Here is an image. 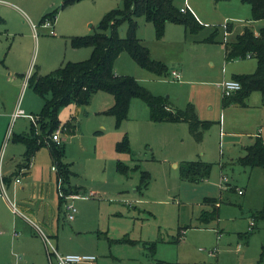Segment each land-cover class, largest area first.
<instances>
[{
    "label": "rangeland",
    "instance_id": "rangeland-1",
    "mask_svg": "<svg viewBox=\"0 0 264 264\" xmlns=\"http://www.w3.org/2000/svg\"><path fill=\"white\" fill-rule=\"evenodd\" d=\"M175 2L179 4L180 0ZM121 6L122 0H78L63 7L61 28L54 27V35L59 36V61L89 57L91 51L86 56L80 51L88 47L73 49L69 37L97 31L103 14ZM87 18L93 19L92 26L87 24ZM5 21L4 27L0 25V97L11 116L4 124L0 177L5 160L11 155L20 157L23 152V144L13 142L11 135L29 127L30 120L26 117L12 120L17 104L27 113L38 114L41 108L40 96L20 82L27 73L50 71L59 63L47 69L50 62L47 51L52 53L56 42L49 39L52 35L45 23V27L37 29V37L24 38L19 35L26 30L23 23L12 16ZM136 21V35L150 56L169 69L176 66L180 77H174L171 71L149 72L137 65L125 50L115 59L117 73L132 75L151 94L168 96L179 107L193 103L199 116L211 121L210 127L204 132L203 140L197 142L184 122L151 120L146 104L139 97L130 99L127 116L118 122L107 113L112 99L102 90L96 91L86 104L62 106L57 115L61 123L70 115L79 121L74 133L61 134L65 159L72 161L74 171L70 183L82 184L87 191H93L92 195L66 202H73L75 214L96 213L100 221L96 229L95 224L71 229V220L65 217L63 208L59 211V239L64 247L77 242L81 250H88L91 241L92 251L97 254L94 264H157L158 260L176 264H256L264 239V221H253L251 230L249 225L251 212L259 209L264 200V167L244 166L237 158L241 146L250 143L257 132L264 139V103L254 99L259 97L258 91H251L246 98L249 106L235 103L224 106L219 87L222 80L234 74L253 72L256 60L225 59L221 42L202 41L211 29L209 23L196 33L185 31L181 25H171L169 31L164 27L159 40L152 22L142 16ZM127 29V21H122L117 28L119 36L125 37ZM234 37L232 31H225L222 39ZM123 138H127L130 152L117 153L115 143ZM40 147L48 150L47 146ZM117 157L131 168L128 177L115 173ZM195 158L211 163L208 175L198 182L183 180L177 164ZM22 163L23 160L18 169H22ZM141 170L148 172L149 180L146 187L138 189ZM223 172L228 175L229 187L228 183H221ZM235 185L242 187L244 193H237ZM55 191L57 194V188L54 195L51 192V200L55 199ZM204 196H213L219 203L217 218L207 222L200 220L201 211L208 206L210 210L215 202H203ZM44 209L53 212L52 206L46 205ZM20 214L11 188L0 184V264H4V219ZM48 238L55 245L54 238L50 235ZM151 242H155L154 249ZM59 251L66 252L61 248Z\"/></svg>",
    "mask_w": 264,
    "mask_h": 264
},
{
    "label": "trees",
    "instance_id": "trees-1",
    "mask_svg": "<svg viewBox=\"0 0 264 264\" xmlns=\"http://www.w3.org/2000/svg\"><path fill=\"white\" fill-rule=\"evenodd\" d=\"M78 0H61L53 9L43 14L40 21L50 19L54 21L59 9ZM220 1V0H214ZM247 2L251 9L253 20L264 19V0H241ZM142 16L145 20L152 22L155 36L160 39L164 33L167 22L183 25L186 31L196 33L203 28L191 10L181 11L173 0H122V6L111 8L101 17L98 30L86 35H72L69 37L72 47L90 46L89 57L81 60L60 63L54 69L44 74L37 72L27 76V85L37 93L43 100L37 120V129L30 123L28 131L24 133H13L12 140L24 144L23 163L20 168H28L34 152L40 146H47L51 156L52 164L57 173L65 193L78 191L77 188H66L69 184V176L72 171L67 162L63 160L64 144H57L50 137L53 130L60 124L63 132L71 133L75 129V119L70 117L61 123L58 119V110L65 105L86 104L92 94L98 90L110 93L113 103L106 110L115 116L119 122L124 119L129 110V101L132 97L141 98L147 106L149 118L153 121H184L187 123L190 135L197 141H201L204 132L210 127L211 121L198 116L193 103L188 102L184 107L171 106L168 97H159L151 94L140 85L130 74H116L114 61L118 54L125 50L131 58L143 69L155 73L166 74L170 71L165 63L153 59L148 48L142 44L136 35V18ZM3 18L0 16V22ZM127 21L128 29L125 37L118 34V25ZM230 31V25H226ZM109 29L106 33L104 30ZM219 34L218 26L202 39L204 42H216ZM225 55L227 59L244 57L248 54L255 58L256 68L251 73L234 74L241 87L228 96H222V104L235 103L245 105L246 98L251 91H259L264 102V25L257 32L245 27L243 32L236 34L234 39L224 41ZM115 149L118 152H130L127 138L117 140ZM244 153L237 160L240 164L248 167H264V139L256 136L254 140L245 146ZM179 174L183 180L198 182L206 177L211 168L210 162L200 159L183 160L178 164ZM131 168L123 161H116V170L127 175ZM148 172L141 170L140 184L138 189L146 187L148 183ZM67 184V185H68ZM232 189V188H231ZM63 198L59 197L61 201ZM215 202L210 210H202L200 220L207 222L209 219L217 218L219 207L215 197H205L207 201ZM253 221H264V200L262 206L251 212ZM252 227H249L251 230ZM178 241V239H176ZM155 242L150 243L154 249ZM260 258L256 264L264 262V239L260 245ZM157 264H176L158 260Z\"/></svg>",
    "mask_w": 264,
    "mask_h": 264
},
{
    "label": "crops",
    "instance_id": "crops-1",
    "mask_svg": "<svg viewBox=\"0 0 264 264\" xmlns=\"http://www.w3.org/2000/svg\"><path fill=\"white\" fill-rule=\"evenodd\" d=\"M60 1L61 0H0V16L3 18V21L0 22V25L4 27V24L6 23L5 18L8 21L9 18L12 16L17 21H19L20 24L23 23L22 25H25L26 27V30L23 31L22 34H19L21 37L25 38L27 36H30L32 38L34 37V35L35 37H37L38 36L37 29L39 27H45L43 26L42 21H40L41 17L43 16V14H45L46 12L53 9L56 5H58ZM173 1L175 5L178 6L179 8L186 5L187 8L191 10L192 13L195 15L197 20L204 25L203 27H205L206 23H209L211 26L210 31L213 29L214 26H218L219 34H218V37H217L218 39L216 42H221L223 44V51H224L225 57L226 55H225V48H224V43H223L225 39H222V38H224L225 31L229 32L226 28L227 24L230 25V31H232L235 35L242 33L245 27H249L254 32H257L258 29L262 25H264V19L253 20L251 18L250 5L247 2H243L241 0H220V1L180 0L179 4H177L175 0ZM63 9L64 8L59 9L60 11H58L57 13L52 23L53 29L55 26L58 28V30L61 28L59 21L63 16ZM92 22H93L92 18H87V24L89 26L93 25ZM36 24H39V25L37 26ZM171 25H181V24L167 22L165 25L166 31L167 30L169 31L170 28L172 29L173 26ZM181 26L183 27V25ZM183 29L185 30L184 27ZM221 30H223L222 34H221ZM48 32L50 35H52L49 37V39H52L53 41L56 42V49H54L52 53L49 49L47 51L48 59L50 60V62L48 63L49 65L47 66V69L56 66V63L60 59L59 36L57 34L54 35L55 30H54V33H51L50 28ZM166 36H169L167 32H166ZM161 38L159 40H161ZM40 45L42 46L39 40L38 47H40ZM87 47L88 48H86L85 50H80V51H84L83 54H81L82 56H86L88 52L91 51V47L90 46H87ZM78 48H81V47H78ZM73 49H75V47H73ZM244 57L253 58L247 55ZM244 57H234V58H244ZM253 59L255 60V58ZM60 63H62V61H59L58 65ZM114 65H115V61H114ZM41 66L45 67L43 65ZM173 69L178 70L176 66L174 67L171 66L170 71ZM114 71L116 74H120V73H117V71L115 70V66H114ZM178 71L180 73V69ZM47 72L48 71L46 72L37 71L38 74H44ZM28 75L29 73H27L23 77L24 79L20 82L23 84V86L27 85V81H25V79ZM2 78L4 79V73H3V77H1V80H3ZM6 79H8V77ZM227 79H235V78H233L232 76ZM26 87H28V85ZM94 93L92 94V96L94 95ZM257 93L259 94V97L254 96V99L256 100V102L258 99H261V101L263 102L261 93L259 91ZM111 99L112 101L110 105H112L113 103L112 95H111ZM0 101H1L0 102V148H1V145L4 139V133L6 134V128L4 129V124L6 125L8 123V119L10 118L11 114L9 113L10 111H6V109H4L6 107H5V104L3 103L2 98L0 99ZM169 101L171 103V106L179 107L172 100L169 99ZM41 102H43L42 98H41ZM72 105L76 106V104H72ZM41 106H42V103H41ZM241 106L247 107L249 106V104L246 102L245 105H241ZM29 113H33V111H30ZM147 113H148V109H147ZM72 116L74 117L75 119L74 122L76 124L74 131L71 132V133H74L78 129V123H79V121H77L78 119L75 118L74 115H70L65 120L69 119ZM19 117H24V116H19ZM202 119H205V118H202ZM176 122H184V121H176ZM184 123L187 125L186 122ZM29 125H30V121H29ZM187 129H188V126H187ZM24 132L26 131H22L18 133H24ZM95 132H100V130H96ZM258 135L260 136L259 132H257L254 135L252 141ZM203 137H204V134H203ZM12 141L20 142V141H14V140ZM248 144H243L241 146L240 155L244 153V150H245L244 148ZM24 150H25V146L23 144V152ZM115 151L117 153H121V152H118L116 149ZM23 152L20 155V157H15L11 155L5 160L4 173H1V177H0L1 186L5 185V187L11 188L12 195L14 199L16 200L19 206L20 213H21L20 215L13 216L12 219L11 217L9 219L8 216H6L4 219V264H58L57 260L54 257H51V259H48L49 257L46 255V249H45L46 244L44 242L42 234H45L46 236L50 235V237L54 238L55 240V242L53 241L55 244L54 246L58 252H60L59 248L66 251V252H60V253H87V254L94 255L95 256L94 259L83 261V262L94 264V262L92 261L97 260V254H95L92 251L94 248H93L91 241H88L89 242L88 250H81L80 248L81 244L76 242L74 243V245L70 246V244H68L67 247H64L62 245L63 242L61 241V239H59L60 238V233L58 229L59 228L58 221L60 218L59 211L62 210L63 208L65 209L64 203L66 199H62L61 201L59 200L58 190H57V194L55 191V199L54 198H52V200L50 199L51 192L54 195V190H56L57 188L58 180H57L56 169L53 168L54 167L53 164L51 165L52 161H51V156L49 154V150H45V148L39 147L34 152L31 162L29 164V167L18 169L19 165L21 164L23 160ZM195 159H200V158H195ZM195 159H188V160H195ZM63 160L68 163L72 171L71 175H73L74 171L72 170V161L66 160L65 156L63 157ZM117 160H121V159L119 157L115 159L114 171L116 174L123 176L124 174H121L120 172L116 170ZM174 165H176V163H174ZM71 175L69 176V184L68 183L64 184V187L67 188L70 186V188H77L78 191L73 192L77 194H83L82 192H86V193L92 192L93 193L91 189H88L89 191H87L86 187L82 184H79V185L71 184L70 183ZM222 175L228 176L225 172H223ZM124 176L128 177V174ZM22 177L24 179H22ZM16 178H18L19 181H15ZM226 183H228L227 185L229 187L230 184L228 182V179ZM234 187L240 188L242 190V187H238L236 185ZM242 193H244L243 190H242ZM242 193H239V194H242ZM79 197H82V196L79 195V196L74 197L73 199H80ZM205 197H213V196H204L203 200H205ZM50 200H51V203H50ZM216 204L219 205L218 201ZM4 205L8 207L7 206L8 204L5 200H4ZM46 205L49 206V208L50 206H52V209H53L52 213L49 211L47 212L44 209V206ZM208 207L204 208L203 210H207ZM99 221H100V215L96 213L93 215H81V211H80L77 214H75L74 217L71 219V224H72L71 229L78 230L79 226H83L87 224H91V225L95 224L94 226L96 229L99 227ZM251 225H252V221L250 222L249 227ZM54 226H55V230L53 231ZM41 228H43V230ZM84 230L85 229H82V231ZM243 234L246 235L245 233ZM239 236H241V234H239ZM59 245L61 246L59 247ZM240 247L241 245L239 243L237 248L239 249ZM79 262H82V261H79ZM262 264H264V262Z\"/></svg>",
    "mask_w": 264,
    "mask_h": 264
},
{
    "label": "built area",
    "instance_id": "built-area-1",
    "mask_svg": "<svg viewBox=\"0 0 264 264\" xmlns=\"http://www.w3.org/2000/svg\"><path fill=\"white\" fill-rule=\"evenodd\" d=\"M187 9L188 8L186 5H184L183 7L180 8L181 11H185ZM44 23L50 28V32L54 33L53 24H52L53 22L50 19H45L43 21V24ZM247 56H248V54H247ZM171 74L176 78H178L180 76L179 71H177L175 69L171 70ZM25 81H27V77H26ZM219 86H220L221 91H222V96H228V95L232 94L233 92L239 90L241 87V84L236 79H224L219 83ZM19 116L27 117L30 120V123H32L35 126V128L37 129V127H38L37 126L38 115L25 112L22 108H20L19 104H17L15 110L12 113V120L14 121L15 118H17ZM62 133H64L63 132V126H62V124H60L53 130L50 137L53 141H55L57 144H59V143H62V141H63L62 136H61ZM53 168H55V167H53ZM227 179L228 178L226 175H222L221 176V183H223V182L226 183ZM15 181H19V179L16 178ZM236 189H237L238 193H242V190L240 188H236ZM57 190H58L59 197L66 199V200L67 199H73L74 197L79 196V195L82 197H87V195L93 194L92 192H88V194L65 193L63 191V187H62L60 180H58ZM64 207H65V212H66L65 217L68 220H71L74 217L75 211H76V208H75L73 202H66L65 201ZM42 237H43L44 242L46 244L49 259H51V257H54L57 260L58 264H74V263H77L79 261L92 260L95 258L94 255L87 254V253H60L57 251L55 246L50 242L48 236H46L45 234H42Z\"/></svg>",
    "mask_w": 264,
    "mask_h": 264
}]
</instances>
